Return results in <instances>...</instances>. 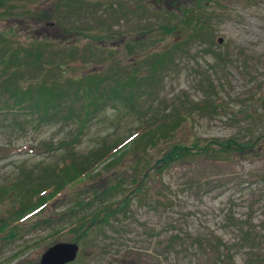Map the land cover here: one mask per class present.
<instances>
[{
	"label": "rangeland",
	"instance_id": "rangeland-1",
	"mask_svg": "<svg viewBox=\"0 0 264 264\" xmlns=\"http://www.w3.org/2000/svg\"><path fill=\"white\" fill-rule=\"evenodd\" d=\"M58 1L71 5L57 9ZM84 1L82 6L75 0L0 2V34L11 44L6 48L15 45L26 54L38 43L47 49L36 70L23 58L0 63L9 80L2 89L0 83V220L21 212L13 182L30 192L39 187V178L49 180L59 171L64 158L74 156L80 165L95 148L118 142L153 115L167 112L181 125L139 157L128 153L96 177L67 188L19 228L0 233V264H40L48 244L32 248L27 259L23 246L52 237L51 232L58 238L53 242L78 244L70 264H229L221 255L225 245L232 248V264H264V0ZM70 27L84 32L69 33ZM62 69L73 78L65 92L70 98L46 102L65 101L59 111L48 117L30 113V101L20 108L13 81L29 85ZM93 72H100L99 79L88 84L83 98L85 87L75 79ZM132 74L136 77L129 81ZM119 80L127 86L120 88ZM34 88L33 94H40ZM131 92L138 95L133 111L112 99L114 93ZM86 96L93 99L88 113ZM86 115L91 117L82 127L76 120ZM226 139L237 140L245 152L195 154L157 171L159 159L178 143ZM137 178L144 180L142 186L123 212L67 225L120 199L119 187L134 188ZM89 196L97 199L77 204ZM71 226L79 231L57 232ZM175 235L180 238L170 249ZM212 239L213 245L220 242L217 252L209 247Z\"/></svg>",
	"mask_w": 264,
	"mask_h": 264
},
{
	"label": "trees",
	"instance_id": "trees-1",
	"mask_svg": "<svg viewBox=\"0 0 264 264\" xmlns=\"http://www.w3.org/2000/svg\"><path fill=\"white\" fill-rule=\"evenodd\" d=\"M75 1L77 6L78 5L82 6L86 3V1L84 0H75ZM211 1H216L217 3H220L217 0H210V2ZM0 2L3 3V0H0ZM93 4L95 3H91V5ZM69 5H71V3H66L63 1H58L57 3H55L57 9H61L63 7H65L64 9H66L67 7H69ZM99 5L100 4L96 3L92 7L97 8L96 6ZM143 7L144 8L146 7L145 4H143ZM189 10L194 11L191 7H189ZM186 22L187 24L190 25V22H192V20L187 19ZM194 23L197 24L196 25L197 29H201L203 27L202 23L199 24L197 22ZM81 31L84 32V29L72 28V27L67 29V32L69 33L76 32L78 34H82ZM0 35H1L0 38H2V40L0 39V57H1L0 63L1 62L4 64L8 62L14 63V61L16 60L18 61L16 63H21L20 62L21 58H23L26 66L29 65L33 70H36L39 68L38 66H41L42 64V62L40 61L42 60L41 57H44V55L47 53V49L46 51H44L45 48L43 45H39L38 43L36 45L34 44L32 47L29 48V50L26 51L27 54L26 55L24 53L23 54L20 53L18 47H14L15 45L11 46L10 48H6V46H9L11 44L10 42H8L9 40L6 39L2 33ZM96 38L99 37L95 36V38L93 39L96 40ZM103 38L104 36L102 35L101 39ZM167 53L172 55L171 51H168ZM168 54L164 53L161 55L167 57L169 56ZM20 71H24V69H21ZM0 73L3 74L2 76H0V83L2 89L4 88L6 83L9 82V80H7L6 78L7 76H5L6 73H8L7 70L0 69ZM68 73H70L68 70L62 69L51 77L48 78L42 77L41 80L38 79L39 82L37 83L30 82L31 84L29 85H21L17 83L18 81H13V85H11L13 91L12 93H14L17 100H20L22 102L20 103L21 104L20 108H24V106L22 105L24 104V102H27L30 106L32 103L31 110L29 111L30 113L31 111H33L35 113L42 115L43 117H48V115L51 112L56 113L57 111H59V109L64 106L65 101L63 103L59 102L58 104L55 103L47 104L46 103L47 97L52 98V101L56 103H57L56 100L58 99L60 100L61 98L64 97V95L67 96V99L70 98L67 94H65V92H68L67 89L72 86V81H73L72 77L69 76H67L69 78L65 77ZM99 74L100 72L88 73L82 76L80 79H75L80 83V85L85 87L82 88V92L84 94L82 93L81 95L83 96V98L85 97V92H87V90L89 89L88 84H90L92 81L95 82L98 81ZM129 77H130L129 81H133L136 76L132 74V76ZM107 78L108 76L104 77L103 79H107ZM126 81L127 80H119L117 82V85L120 88H122V86L126 84ZM35 86L38 88V90L36 91L40 92V94L36 96L33 94V91H35L34 88ZM125 86H127V84ZM98 94H99L98 92L95 93L93 95L94 98L95 97L99 98ZM137 96L138 95L133 94L132 92L130 96H126V97L117 96V94L114 93V97L112 99L123 103L125 102L131 108L129 111H133L132 108L135 106V101L137 99ZM87 100H84L83 102L84 105L87 106L86 112L88 113L91 110L89 104H91V101H93V99L87 97ZM28 101H30L31 103ZM28 104H26L25 106H27ZM2 111H4V113L7 112L5 109H2L1 112ZM74 117L75 116H73V118ZM89 117L91 116L90 115H86L85 117L79 116V119L76 121H79V125L83 127L85 125L86 119H88ZM177 119L178 118L175 119L174 116L170 115L169 113L167 114V112L164 113L163 115H153L151 118L142 121V123L139 124L137 128H135L133 131H130L125 138L118 140V142L111 143L109 147L103 148V150L101 149V147L95 148L94 150L97 149V151L92 152V154H88L85 157H83L85 158V160L80 165L76 163L75 161L76 158L74 156L69 158H64L63 159L64 162L59 163V167H60L59 171H56V169H54L52 172L54 174L50 176L49 180L47 179L45 180L44 177L39 178V182H37L38 183L37 186L39 187L42 186V187L41 188L35 187L34 189H32L30 192L33 191V193L29 195L30 197H28V194L30 192L27 191L25 187L22 188V185L19 184L20 182L18 181H16L17 183L13 182L12 184L13 187H15V193L17 192L19 194V202L22 204V209L21 212L13 219H10L8 221L7 219L3 218L0 220V233H5L7 230L13 231L16 228H19L20 222L29 218L32 214H36L44 210L48 206L49 202H53L57 200L58 196H62V194H64V191L67 190V188H69L73 184H76V182L80 183L83 178L87 177V179L88 178L92 179V177H96L103 170H105L106 167L112 165L113 163L122 162L123 158H125V156H127L128 153L133 154V156L136 157L140 155V152L142 150H147L150 149L152 146H156V144H159L160 140L162 139L161 137H168V134L171 130L176 131L177 128L180 127L181 121ZM42 143H46V142H42ZM210 143L211 144H206V145L205 144L189 145L185 143H178V145L172 148V151L169 153V155L165 156L163 159L162 158L159 159L157 171L161 170V173H163L166 170V168L172 167L173 165L178 164L179 162H183L185 161L186 158L193 157L195 154L197 155L200 153H204L205 155H207L213 152H226V151L243 154L245 152L244 148H242L243 146L239 144L237 140L232 141L231 139H226L217 142L213 141ZM43 145L46 144H42V146ZM100 165L101 167L98 169ZM162 180L165 181L164 179ZM143 181H144L143 179L137 178L133 182L135 184L134 188H130V189H128V187L126 186H120L119 187L121 191L120 199L116 200L114 203H111L110 205L103 204L102 208H100L98 212L90 211L84 216L75 218V220H72V222L68 223L67 225H73L77 227L78 225L83 226L90 221L92 222L94 219L105 218L106 214L108 215L109 213H118V211L123 212L126 205L131 201L132 198L131 194L137 191L140 186H142ZM31 184L33 183H30L29 185ZM3 186L4 185L0 186L1 191ZM65 196H68L67 193H65ZM93 198L94 197L89 196L85 200L81 201V203L77 202V204L79 206L81 205V207L86 206L87 204H91V202L93 203L94 199H97L96 196L94 199ZM77 204H74L73 206L76 207ZM126 213L127 212H125V214ZM228 220H230V217H228ZM11 233L14 236V232ZM123 233L124 231L121 230V234ZM149 235L151 234L149 233ZM256 235L262 238V236H260L259 233L258 234L256 233ZM257 236L256 238H254V241H257ZM178 238L180 237L175 235L172 238L171 244H169L168 248L173 249L175 244H177ZM211 241L212 242L209 243V247H211L213 251L217 252V250L221 249L220 242H218V245H213L214 240L212 239ZM179 245L181 244L179 243ZM232 254H233L232 248L230 246L225 245L223 248V253L221 255H223V257L226 258L229 264H232L233 262Z\"/></svg>",
	"mask_w": 264,
	"mask_h": 264
},
{
	"label": "water",
	"instance_id": "water-1",
	"mask_svg": "<svg viewBox=\"0 0 264 264\" xmlns=\"http://www.w3.org/2000/svg\"><path fill=\"white\" fill-rule=\"evenodd\" d=\"M78 250L76 243L58 242L43 253L40 264H66L76 259Z\"/></svg>",
	"mask_w": 264,
	"mask_h": 264
},
{
	"label": "flooded vegetation",
	"instance_id": "flooded-vegetation-1",
	"mask_svg": "<svg viewBox=\"0 0 264 264\" xmlns=\"http://www.w3.org/2000/svg\"><path fill=\"white\" fill-rule=\"evenodd\" d=\"M76 230H78L79 231V229L78 228H76V227H69V228H60L59 230H57V232H59V231H62V233H64V234H68V233H70V232H74V231H76ZM56 234V232H51V235H52V237L51 236H44L43 238H41V239H39V241H37V242H34V243H32V244H26L25 246H23V251L21 252V254L23 255V257L25 258L26 257V259L30 256V255H32V248H37V247H40L41 245H43V246H45V245H47L48 244V248L43 252V253H45L51 246H53V244H55L57 241H55L56 239H58V238H55L53 235H55ZM55 239L54 241L55 242H53V240L52 239ZM42 240H48V242H45V241H42ZM42 241V242H41ZM39 242H41V243H39ZM60 242V241H59ZM61 242H65V241H61ZM35 246V247H34ZM79 251V250H78ZM43 253H41V260H42V257H43ZM77 255H78V253H77ZM76 258H77V256H76ZM41 260H40V263H41ZM76 260V259H75ZM75 260H73V261H71V262H68V263H66V264H70V263H72V262H74Z\"/></svg>",
	"mask_w": 264,
	"mask_h": 264
}]
</instances>
